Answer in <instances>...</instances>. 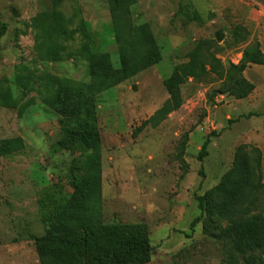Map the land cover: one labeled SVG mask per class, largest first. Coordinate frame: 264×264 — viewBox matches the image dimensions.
Instances as JSON below:
<instances>
[{
  "label": "rangeland",
  "instance_id": "obj_1",
  "mask_svg": "<svg viewBox=\"0 0 264 264\" xmlns=\"http://www.w3.org/2000/svg\"><path fill=\"white\" fill-rule=\"evenodd\" d=\"M0 22V264H47L39 239L77 195L95 223L147 226L152 250L133 264H244L248 254L202 232L200 205L231 167L236 147H257L264 138V119L245 116L253 98L213 94L218 82L188 80L174 110L164 80L199 39L215 40L224 63H237L243 50H264V0H136L118 13L106 0H0ZM237 25L249 32L241 44L233 41ZM100 53L115 70L123 58L137 71L94 94L96 147L59 148L53 102L60 83L92 82ZM255 75H264V65H249L244 76L251 82ZM255 109L264 112V105ZM252 214L264 216V190ZM81 230L77 221L58 235Z\"/></svg>",
  "mask_w": 264,
  "mask_h": 264
},
{
  "label": "trees",
  "instance_id": "obj_2",
  "mask_svg": "<svg viewBox=\"0 0 264 264\" xmlns=\"http://www.w3.org/2000/svg\"><path fill=\"white\" fill-rule=\"evenodd\" d=\"M112 13L126 10L136 0H106ZM193 16H198L196 11ZM6 29V23L0 22V36ZM248 30L237 25L233 32L234 44L247 40ZM223 34L217 33V40ZM215 40L199 39L186 54V61L175 65L164 80L171 107L178 109L183 101L182 86L188 81L218 82L213 94H227L235 99H244L253 91L254 85L245 76L244 71L251 64L264 65V51L260 48L241 51L237 63L223 62L215 54ZM153 50V49H152ZM153 52L159 56L158 52ZM95 66L90 69L92 82L84 83L65 79L60 83L59 93L53 102L59 117L60 137L55 145L68 149L76 142L88 147H96L100 140L94 111L93 96L115 82L133 74L137 68L124 64L113 69L106 54H98ZM208 100H212L209 96ZM248 113L245 116H251ZM210 133L206 135L198 152V158L206 155ZM187 133L179 144V161L184 164ZM0 154H2L0 152ZM74 186L79 194L81 182L75 179ZM264 190V170L262 155L258 147L240 144L236 147L232 165L221 180L201 198L200 208L204 211L202 232L215 241L229 244L236 253L246 255L244 264H264V216L252 214L259 192ZM90 210L85 205L84 196L77 195L75 200L59 209L50 222L44 238L39 239V250L48 254L47 264H133L139 257H146L152 250L148 241V229L145 224L102 225L83 215ZM198 220L194 218L190 227ZM82 227L79 235L61 236L77 222ZM91 252H97L92 259ZM93 255V254H92ZM83 256V257H82ZM86 257L88 260H86Z\"/></svg>",
  "mask_w": 264,
  "mask_h": 264
},
{
  "label": "crops",
  "instance_id": "obj_3",
  "mask_svg": "<svg viewBox=\"0 0 264 264\" xmlns=\"http://www.w3.org/2000/svg\"><path fill=\"white\" fill-rule=\"evenodd\" d=\"M264 51V50H263ZM249 67V66H248ZM247 67V68H248ZM246 71V70H245ZM245 71H244V75H245ZM256 76V79L257 80H253V81H251L252 83H253V85H254V89H253V91L249 94V98H253L254 99V101H255V103H253V104H251V106H253V108L251 107L249 110H248V112H247V114L248 113H252L253 115H251L250 117H254V118H262V119H264V112H258L255 108H259L260 106H262V105H264V87H261V85H260V81L259 80H261V81H263L264 80V75L261 77V75H255ZM260 88L262 89L261 91H259L260 90ZM248 97L247 98H245V100H250V99H248ZM243 100V99H242ZM248 102V101H247ZM261 113V114H260ZM257 116V117H256ZM250 117H248V118H250ZM248 140L249 141H252L251 140V136H248ZM258 143H256L257 144V147L260 149V151H261V155H262V159H264V138H263V134H262V136H260V138L258 139V141H257Z\"/></svg>",
  "mask_w": 264,
  "mask_h": 264
}]
</instances>
